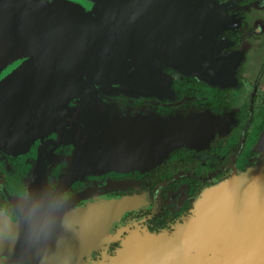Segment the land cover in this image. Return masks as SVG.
Returning a JSON list of instances; mask_svg holds the SVG:
<instances>
[{
    "label": "water",
    "instance_id": "95a60500",
    "mask_svg": "<svg viewBox=\"0 0 264 264\" xmlns=\"http://www.w3.org/2000/svg\"><path fill=\"white\" fill-rule=\"evenodd\" d=\"M209 0H0V155L38 164L67 148L62 188L86 174L146 171L209 135L179 116L119 102L188 72L213 19ZM54 154V155H53ZM0 264H43L2 238ZM38 254V253H37ZM54 264L61 263L55 255ZM114 264H264V157L215 182L173 234L132 239Z\"/></svg>",
    "mask_w": 264,
    "mask_h": 264
},
{
    "label": "flooded vegetation",
    "instance_id": "af4514ba",
    "mask_svg": "<svg viewBox=\"0 0 264 264\" xmlns=\"http://www.w3.org/2000/svg\"><path fill=\"white\" fill-rule=\"evenodd\" d=\"M209 1L214 17L196 30L207 43L194 71L167 67L153 91L119 102L137 114L195 119L211 133L146 171L90 173L62 188L67 148L44 175L36 163L0 155L4 240L43 264L55 255L64 264H114L129 241L175 233L204 190L262 160L264 0Z\"/></svg>",
    "mask_w": 264,
    "mask_h": 264
}]
</instances>
